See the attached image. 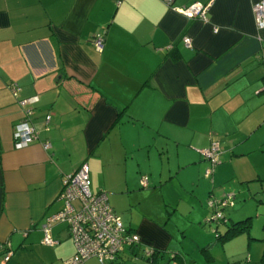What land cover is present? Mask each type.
<instances>
[{"label": "crops", "instance_id": "crops-1", "mask_svg": "<svg viewBox=\"0 0 264 264\" xmlns=\"http://www.w3.org/2000/svg\"><path fill=\"white\" fill-rule=\"evenodd\" d=\"M192 1L0 0V264H65L74 254L66 223L50 228L53 245L43 243L42 225L62 208L64 177L84 161L90 168L92 151L113 129L124 130V157H172L175 175L189 167L200 180L207 165L200 150L213 143L221 148L214 183L227 170L237 179L264 175V164L255 162L264 158L257 0H212L207 20L175 9ZM97 32L105 34L101 50L93 44ZM33 96L28 120L38 139L18 149L12 132L27 108L20 100ZM77 140L86 159L69 146ZM147 222L128 227L140 236L138 249L167 238ZM135 246H124L114 264H124V251ZM83 264L101 263L93 257Z\"/></svg>", "mask_w": 264, "mask_h": 264}, {"label": "rangeland", "instance_id": "rangeland-1", "mask_svg": "<svg viewBox=\"0 0 264 264\" xmlns=\"http://www.w3.org/2000/svg\"><path fill=\"white\" fill-rule=\"evenodd\" d=\"M121 133L119 129L111 130L107 139L92 151L91 157L97 160L94 159V164L92 160L90 162L91 190L107 193L108 203L126 229L130 230V227L135 231L139 224L148 221L167 235L166 239L149 240L144 248L138 249L136 245V252L127 254L124 251V264H260L264 247L260 240L264 235V175L253 180L239 176L237 179L230 177L227 170L226 177L214 183V173L209 178L205 175L211 164L204 156L207 165L200 180L194 178L189 167L175 175L168 171L174 163L172 157L166 159L165 155H157L148 159L140 152L133 157L130 153L124 157L125 153L123 155L119 150ZM110 137L114 142L112 145L108 143ZM69 146L75 152L81 151L82 160L89 156L84 144L78 140ZM112 146L119 148L117 154ZM239 160L234 159L229 169L239 166ZM255 162L264 164V158ZM220 175L224 176L223 172ZM142 178L148 181L147 187L142 186ZM226 194L235 197L234 206L224 210L229 222L250 216V226L248 232L222 241L215 237L216 221L212 219L208 199ZM225 228V224H220L217 230L222 233ZM157 241L166 245L155 248ZM149 249L157 251L151 259L145 255Z\"/></svg>", "mask_w": 264, "mask_h": 264}, {"label": "built area", "instance_id": "built-area-1", "mask_svg": "<svg viewBox=\"0 0 264 264\" xmlns=\"http://www.w3.org/2000/svg\"><path fill=\"white\" fill-rule=\"evenodd\" d=\"M171 2V0H167ZM212 0L202 2L193 0L189 4L175 6V9L188 17H198L207 20V11ZM254 20L258 28L264 27V0H257L252 6ZM214 29H217L215 27ZM104 32H97L93 37V44L96 49L101 50L104 46ZM186 46L191 45V37L187 34L182 36ZM37 101L33 96L20 100V104L27 105L26 118L14 125L12 136L14 146L23 148L38 139V131L30 124L28 117L32 114L30 104ZM50 116L45 117L48 123ZM44 148H50L48 140L42 143ZM201 154L209 160L211 168L205 170L207 177L212 175L213 167L218 163L219 145L213 143L211 147L200 150ZM89 165L87 162L81 165L70 175L64 177L62 181V192L60 199L63 202L62 208L56 213L47 217L42 225L44 230L43 243L47 245L56 244L58 241L49 235V230L56 222L67 224L74 243V254L65 260V264H83L89 258H96L101 263L114 264L118 254L124 246H132L140 242V236L133 231L126 229L119 216L108 203L105 191L93 192L90 186ZM142 186L147 184L146 178L141 180ZM233 194H226L221 198L210 197L209 207L219 208L213 214L216 220L223 216L222 208L233 204ZM149 249L146 255H150ZM6 255L4 259H8Z\"/></svg>", "mask_w": 264, "mask_h": 264}, {"label": "trees", "instance_id": "trees-1", "mask_svg": "<svg viewBox=\"0 0 264 264\" xmlns=\"http://www.w3.org/2000/svg\"><path fill=\"white\" fill-rule=\"evenodd\" d=\"M218 160H219V155H218ZM219 162V161H218ZM218 164V163H217ZM216 164V165H217ZM215 165V166H216ZM214 166V167H215ZM213 167V169H214ZM213 174V172H212ZM210 177V176H209ZM225 195H223L222 197H224ZM221 198V197H220ZM234 195H232V199H234ZM234 206V201H233V204L231 206H228V207H233ZM228 207H225V208H222L221 209V212L223 213V216L222 217H219L217 220L215 218V221H216V229H215V237L217 239H220V240H225V239H228L230 237H233L235 236L236 234L238 233H241V232H248V229H249V222H250V216H247L246 218L242 219V220H239V221H235V222H229V218H227L224 210ZM210 209H212V219H213V214L217 211V209L219 208H216V207H210ZM214 220V219H213ZM220 224H225L226 228L225 230L220 233L218 230H217V227L218 225ZM249 238H251L250 236H248ZM260 240L263 242V246H264V235L262 238H260ZM134 245H137L134 244ZM133 246V245H132ZM131 247V246H129ZM157 251L155 249H152V253L150 255H146L148 257V259H151L152 255L155 254ZM93 258V257H92ZM173 258V256L171 257ZM90 259V258H89ZM88 260V259H87ZM100 262V261H99ZM101 263V262H100ZM259 263L260 264H264V247H263V250H262V253H261V256H260V259H259ZM101 264H105V263H101Z\"/></svg>", "mask_w": 264, "mask_h": 264}]
</instances>
